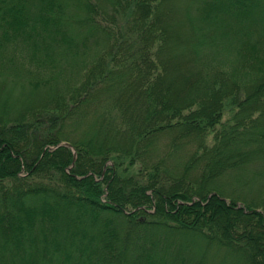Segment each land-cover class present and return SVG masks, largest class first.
I'll list each match as a JSON object with an SVG mask.
<instances>
[{
	"label": "trees",
	"instance_id": "16d2710c",
	"mask_svg": "<svg viewBox=\"0 0 264 264\" xmlns=\"http://www.w3.org/2000/svg\"><path fill=\"white\" fill-rule=\"evenodd\" d=\"M0 264H264V0H0Z\"/></svg>",
	"mask_w": 264,
	"mask_h": 264
},
{
	"label": "water",
	"instance_id": "95a60500",
	"mask_svg": "<svg viewBox=\"0 0 264 264\" xmlns=\"http://www.w3.org/2000/svg\"><path fill=\"white\" fill-rule=\"evenodd\" d=\"M65 143H67L68 145H70V143L69 142H65ZM63 144V143H62Z\"/></svg>",
	"mask_w": 264,
	"mask_h": 264
}]
</instances>
